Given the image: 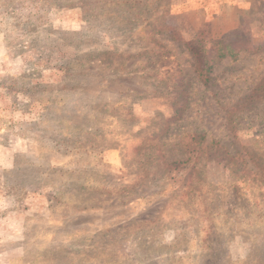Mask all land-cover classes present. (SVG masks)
<instances>
[{
	"label": "rangeland",
	"instance_id": "374dc122",
	"mask_svg": "<svg viewBox=\"0 0 264 264\" xmlns=\"http://www.w3.org/2000/svg\"><path fill=\"white\" fill-rule=\"evenodd\" d=\"M0 264H264V0H0Z\"/></svg>",
	"mask_w": 264,
	"mask_h": 264
},
{
	"label": "trees",
	"instance_id": "16d2710c",
	"mask_svg": "<svg viewBox=\"0 0 264 264\" xmlns=\"http://www.w3.org/2000/svg\"><path fill=\"white\" fill-rule=\"evenodd\" d=\"M251 49V45L250 48L249 47H241L239 45H236L234 43H232L229 39H221L212 43H208L206 44L205 48H204V52H205V56H204V63L205 66L200 70L199 75L200 77H202V79L204 80L205 83H207L210 80V73L212 71V60H214L215 58H218L219 60L224 59L226 57H230L232 60H237L239 58L240 53L243 50H248ZM184 134H186L185 132L181 134H178L177 137L181 138V141H183V136ZM203 136L197 137L196 135H192V139L188 142V144H186V147H192V146H200L203 145ZM213 145L215 146H219L218 142L212 141ZM207 147V146H206ZM224 148V147H222ZM192 156L188 155V157H186L185 159H176L174 161L171 162L172 164H177V163H187L189 161H191Z\"/></svg>",
	"mask_w": 264,
	"mask_h": 264
}]
</instances>
